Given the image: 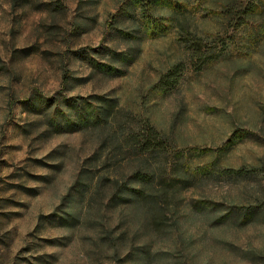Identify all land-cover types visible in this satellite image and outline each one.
Returning <instances> with one entry per match:
<instances>
[{
	"label": "rangeland",
	"instance_id": "374dc122",
	"mask_svg": "<svg viewBox=\"0 0 264 264\" xmlns=\"http://www.w3.org/2000/svg\"><path fill=\"white\" fill-rule=\"evenodd\" d=\"M256 2L0 0V264H264Z\"/></svg>",
	"mask_w": 264,
	"mask_h": 264
},
{
	"label": "trees",
	"instance_id": "16d2710c",
	"mask_svg": "<svg viewBox=\"0 0 264 264\" xmlns=\"http://www.w3.org/2000/svg\"><path fill=\"white\" fill-rule=\"evenodd\" d=\"M257 0H255L256 2ZM261 1V0H260ZM257 3V2H256ZM114 108L111 104L106 103L104 105V115L101 117V120L95 121V123L103 122L106 123L108 126H113L114 122H111L113 118V109ZM103 113V110L100 109L98 112ZM99 116V115H98ZM112 117V118H111ZM127 143V148L129 150H133L135 153H138L137 155L141 154V156L149 155V153H153L156 150H159L160 148H163L165 145L163 143V139L160 138V132L155 129L149 122H147L146 127L139 128V129H130L126 135V138H124ZM120 145V144H119ZM121 146V145H120ZM133 175V174H132ZM134 177H142V179H147V176L145 173H141L140 171L135 173ZM109 178V188L107 189V192L111 194V199H115L120 195V192L129 193L131 197H136V200L142 202V201H150L151 199H154V195L151 192L145 191V188L142 190L138 189H132L128 186L124 187L119 183V180L116 179V177H112L109 175V177L103 178L101 177L94 182V190L97 193L102 187L105 186V180ZM93 184V180L91 182ZM156 206H153V204L150 205V210H154ZM154 221L156 226L160 225L161 227V218L154 214Z\"/></svg>",
	"mask_w": 264,
	"mask_h": 264
}]
</instances>
